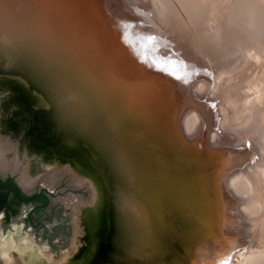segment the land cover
Segmentation results:
<instances>
[{
  "label": "rangeland",
  "instance_id": "1",
  "mask_svg": "<svg viewBox=\"0 0 264 264\" xmlns=\"http://www.w3.org/2000/svg\"><path fill=\"white\" fill-rule=\"evenodd\" d=\"M6 1L11 4L14 1L22 2L28 11L36 12L41 22L43 19L46 25H52L55 33L73 29L81 39L85 38L83 41L87 45L94 46L99 58L109 67L110 73L103 77L101 83V98L114 109L107 116L108 121L113 123V134L108 137V142L118 144L119 139L121 142V137L126 136L125 132L132 130L133 123L127 119L131 116L128 114L131 105L130 108L147 112L145 114L152 122L149 124L150 133H159L151 135L155 144L162 146L161 148L167 147L174 154L173 162L176 166L170 167L168 171L176 169L179 179L168 176L166 188L183 178L182 171L191 174L184 180L185 185L191 190H197V193V177L203 179L201 190L205 193V212L209 213L207 218L215 233L211 235L212 229L206 232L199 226H192L191 233L194 238L178 236L179 240L191 245L186 248L190 257L192 250L194 255L196 253L197 247L194 245L202 243L206 233L214 239L219 238L221 229L218 226V212L221 202L227 208L229 216L233 215L234 225L239 221L238 206L242 208L241 204L246 202V215L254 218L261 227L264 226V0H247L249 6L243 4H246V0H200L197 5L193 3L196 7L190 6L189 11V7L186 11L187 6L184 5L186 0H77L73 4L69 3L70 5L67 0H62L61 4V0ZM1 5L8 7L5 0H0ZM197 8L199 10L195 11ZM246 9L248 11L245 12ZM54 10H57L56 14L53 13ZM74 11H77L75 18H67V15ZM192 11L194 14L204 11L206 15L204 18L201 15L197 17V14L192 15ZM49 14L54 19L50 18ZM238 14H241L240 17ZM253 14L254 19H249ZM230 21L234 25L233 29H238L244 24V27L239 28L240 34L229 32V28H225L231 26ZM247 22L249 26L254 25L248 28ZM223 25L226 30L225 33L222 32V36L220 32ZM252 27L254 31H250ZM83 31H87L88 36H81ZM29 33L35 34L32 41L29 40L34 45L33 39H36L37 33L30 30ZM218 35L226 37L218 41ZM235 35L240 37L236 39ZM45 37H53V33L45 32ZM31 48L33 49L30 45L29 49ZM40 50L44 56L48 54L46 46L40 45ZM69 52L72 53V48ZM67 54V58L72 60L70 53ZM113 58L117 60L112 61ZM33 68L26 69L13 61V65L7 67V72L0 73V94L11 87L13 82L20 87L11 98L7 96L0 99V150H3L6 144L9 146L6 151L9 159H17L21 163L28 162L29 172L35 182V178L43 176V181L33 185L31 190L42 185L54 192L55 197L51 198L49 211L56 210L55 220L58 223L67 219L65 224L70 227L69 234L66 241L55 250L45 241H39L34 232H21V222L12 223V228L4 227L0 222V240L11 238L17 243L15 250L10 254L12 264L18 259L22 260L23 264H102L100 249L109 232L112 216L110 199L113 193L106 184L112 169L105 161L102 167L106 170L101 172L93 168L91 161L101 158V149L106 148L107 140H102L92 128L83 131L78 125L67 122L64 118L67 117L65 106L60 104L64 94L52 88L48 74L37 72L35 67ZM8 73L15 75L10 77ZM83 74L84 76H80L88 78L85 72ZM143 75L147 77L144 78ZM130 78L139 82L138 88L131 86ZM113 83L120 88H112ZM144 91L148 94L147 97L146 94L143 95ZM131 110L130 113L133 114L134 110ZM201 111L207 112L202 113L205 120L198 116ZM206 121L209 129L205 127ZM24 130L28 132L25 134L28 137L22 136ZM38 131L47 139L43 142L38 139L39 145L44 144V149L41 150L36 143L28 139L41 137ZM146 131L142 127L136 136L141 139ZM164 135L169 137L171 148L164 143ZM84 144L98 156L94 157ZM232 146L238 147L229 149ZM228 151L230 155L227 154ZM243 152L245 154L241 157L246 161L241 163V168L246 167V170L253 173V166L259 164V167L254 168L259 170L255 172L259 173L258 177L253 173L254 181L259 178V182H252V179L244 175L247 178L243 176L238 180L240 191L235 189L236 191L231 192L224 179L220 195V176L214 167L213 159L218 157L234 160ZM195 165L198 166V173ZM47 173L49 176L53 175L56 185L62 183L66 177V184H60L55 190L52 181L48 180ZM90 176L95 177L96 184L90 181ZM250 183L256 185L254 192L257 190L258 193L253 192ZM250 195L258 198L252 199ZM259 218L263 222H260ZM261 231L264 234V230ZM200 235L204 239H201ZM29 244L33 245L32 249L28 247ZM251 244L247 243L245 247H250ZM0 260L3 264L1 255ZM247 264H264V253L254 256Z\"/></svg>",
  "mask_w": 264,
  "mask_h": 264
},
{
  "label": "water",
  "instance_id": "2",
  "mask_svg": "<svg viewBox=\"0 0 264 264\" xmlns=\"http://www.w3.org/2000/svg\"><path fill=\"white\" fill-rule=\"evenodd\" d=\"M5 2L8 7L0 6V73L7 72V67L13 65L15 61L26 69L35 67L37 72L48 74L52 88L64 94L61 96L64 103L61 99L60 104L65 106L64 111L67 115L64 116L65 120L75 126L78 125L83 131L92 128L102 140H107L106 148L101 149V158L91 161L93 168L101 172L106 170L102 167L105 161L112 169L109 171V181H106L110 192L113 193V197L109 198L112 216L109 221V232L100 249L102 264H191L184 259L185 254L178 239L179 225L175 220L176 213L184 208L181 205L179 208L176 207L165 193L167 178L172 170L168 171L169 164L165 165L161 160L159 162L158 151L146 147L136 136L140 128H148L151 120L144 111L132 108L133 115L127 117L128 121L133 123L132 130L125 132L126 136L121 137L122 140L120 142L119 139L118 144L108 142V137L113 134L111 129L113 123L108 121L110 111H105V108L112 111L113 106L102 100L101 83L103 77L110 73L109 67L99 58L96 49L87 45L71 29L55 33L52 25H46L43 19L41 22L36 12L28 11L22 2L14 1L12 4L6 0ZM29 30L37 33L36 39H33L34 45L29 40L32 41L35 34L30 35ZM45 32L48 34L52 32L53 37L46 38ZM30 45L33 49H29ZM40 45L47 47L46 56L41 53ZM71 48L72 53L69 52ZM67 52L70 53L72 60L67 58ZM84 72L89 79L83 77ZM8 74L10 77L15 75ZM18 86L13 82L11 87L0 94L2 95L0 99L12 97L18 92L20 88ZM113 86L117 87L114 83L111 87ZM19 104L23 106L22 103ZM18 109L21 113L20 107ZM27 133L24 130L22 136L28 137L25 136ZM39 133L41 137L28 139L36 143L41 150L44 149V144L39 145L38 141L43 142L47 139L43 137L42 132ZM84 145L94 157L98 156L88 145ZM0 172L3 176L8 174L1 168ZM11 174L18 175L19 185L26 190L20 182V173ZM42 177V175L37 177L35 184H40L43 181ZM65 178L61 185L66 184ZM94 178L90 176V181L96 184ZM60 184L53 186L55 190L61 186ZM41 191L54 197V192L46 187L41 188ZM12 192L23 202L33 200L23 199L18 188L5 186L0 181V215L8 205ZM187 196H189L187 199H192L190 194ZM201 257H196L198 264L201 263Z\"/></svg>",
  "mask_w": 264,
  "mask_h": 264
},
{
  "label": "bare ground",
  "instance_id": "3",
  "mask_svg": "<svg viewBox=\"0 0 264 264\" xmlns=\"http://www.w3.org/2000/svg\"><path fill=\"white\" fill-rule=\"evenodd\" d=\"M64 1V0H63ZM66 1V0H65ZM68 2V4L70 3V4H73L74 2H76L77 0H67ZM245 1V0H244ZM249 2H250V0H248ZM258 1V0H257ZM29 2H30V0H29ZM49 2V1H48ZM85 2V1H84ZM200 2V0H186V2L184 3V5L185 6H187L186 7V11H187V8H188V11H189V9H190V6H192L193 7V5L195 6V4L197 5L198 3ZM243 2V1H242ZM55 3V2H54ZM62 3V0L60 1V3L59 4H61ZM64 3V2H63ZM168 3V2H167ZM166 3V4H167ZM193 3H195V4H193ZM240 3V2H239ZM247 0H246V4L245 3H243L244 5H247ZM34 4V3H33ZM69 4V5H70ZM76 4V3H75ZM241 4V3H240ZM258 4V3H257ZM256 4V5H257ZM48 5H49V3H48ZM48 5H46V7L48 6ZM51 5V4H50ZM49 5V6H50ZM199 5H201V4H199ZM203 5H204V3H203ZM239 5V4H238ZM252 5V4H251ZM255 5V6H256ZM48 6V7H49ZM65 6V5H64ZM247 6H249V4L247 5ZM38 7V6H37ZM47 7V8H48ZM52 7V6H51ZM196 7V6H195ZM194 7V8H195ZM200 7V6H199ZM204 7V6H203ZM206 7V6H205ZM257 7V6H256ZM245 8V7H244ZM53 9V8H52ZM62 9H64V8H62ZM96 9V8H95ZM238 9H239V7H238ZM243 8L241 7V10H242ZM248 9H250V8H248ZM248 9H246L245 10V12L246 11H248ZM57 10H59V9H57ZM57 10H54V14H56V12H57ZM199 10V8H197L195 11H198ZM201 10V9H200ZM203 10V9H202ZM204 10H205V8H204ZM237 10V9H236ZM254 10V9H253ZM252 10V11H253ZM52 11V10H51ZM56 11V12H55ZM191 11V10H190ZM194 11V10H193ZM192 11V12H193ZM243 11V10H242ZM76 12L77 11H74V13H69L68 15H67V18H69V19H73V18H75V15H76ZM204 12V11H203ZM202 11H199V12H196L195 14H194V12L192 13V15H196L197 14V17L198 16H200L201 15V17H205L204 15H206L205 13H203ZM239 13H240V9H239V11H238ZM237 12V13H238ZM49 13H50V11H49ZM65 13H67L66 11H65ZM165 13V12H164ZM236 13V14H237ZM244 13V12H243ZM253 13V12H252ZM52 14V13H51ZM245 14V13H244ZM244 14H242V17H243V15ZM256 14V13H255ZM50 15V14H49ZM59 15V14H58ZM62 15H63V13H62ZM106 15V14H105ZM239 15V14H238ZM241 15V14H240ZM240 15H239V17H240ZM247 15H248V13H247ZM261 15H263V14H261ZM65 16V15H64ZM249 16V15H248ZM247 16V17H248ZM253 16H254V14L252 15V17L251 18H249V19H254L253 18ZM52 17V19H54L53 18V16L52 15H50V18ZM57 17V16H56ZM196 17V18H197ZM206 17H209V16H206ZM238 16H237V18H239ZM264 18V17H263ZM57 19V18H56ZM55 19V20H56ZM198 19V18H197ZM197 19H195V20H197ZM202 19V18H201ZM228 19H230V18H228ZM227 19V20H228ZM244 19V18H243ZM246 19V18H245ZM257 19V18H256ZM54 20V21H55ZM206 20V19H205ZM233 20H234V17H233ZM237 20V19H236ZM235 20V21H236ZM239 20V19H238ZM242 20V19H241ZM72 21V20H71ZM209 21V20H208ZM229 21V20H228ZM234 21V22H235ZM243 21V20H242ZM246 21V20H245ZM252 21V20H251ZM261 21H263V20H261ZM261 21H260V23H261ZM64 22V21H63ZM70 22V21H69ZM225 22V21H224ZM232 21H230V23H231ZM244 22V21H243ZM249 22V21H248ZM248 22H247V25H248ZM259 22V21H258ZM258 22H257V26H258ZM59 23V22H58ZM242 22H240V24H241ZM60 24V23H59ZM228 24V23H227ZM239 24V22H237V25ZM253 24V23H252ZM61 25V24H60ZM225 25V24H224ZM224 25H223V28H222V31L220 32L221 33V35H222V32L224 31V33H225V30L226 29H228L229 28V32H236V33H241V32H239V28L241 29V27L244 25H242L241 24V26L237 29H233V27H234V25L231 23L230 25L231 26H227V27H225L224 28ZM236 25V26H237ZM254 25V24H253ZM253 25H251V26H253ZM61 26H63V25H61ZM249 26V25H248ZM251 26H249L248 28H250ZM255 26H256V24H255ZM254 26V27H255ZM262 26V25H261ZM193 27V26H192ZM244 27V26H243ZM264 27V26H263ZM64 28V27H63ZM258 28V27H257ZM257 28H255L256 30H257ZM260 28V27H259ZM247 29V28H246ZM261 29V28H260ZM259 29V30H260ZM67 30V29H66ZM73 30V29H72ZM221 30V29H220ZM219 30V31H220ZM255 30V31H256ZM68 31V30H67ZM244 30L242 29V32H243ZM250 31H254L253 30V27H252V30H250ZM262 31V30H261ZM219 33V32H218ZM217 33V34H218ZM243 33H245V31L243 32ZM257 33V32H256ZM103 34V33H102ZM228 34V33H227ZM226 34V35H227ZM238 34V35H239ZM258 34V33H257ZM204 35H205V33H204ZM220 35V34H219ZM218 35V36H219ZM232 35V34H231ZM243 35V34H242ZM81 36H88V32L87 31H83L82 33H81ZM103 36V35H102ZM102 36H101V38H102ZM223 36V35H222ZM234 36V35H233ZM209 37V36H208ZM226 36H224V38H225ZM235 37H236V39L237 38H239L240 36H237V35H235ZM235 37H234V39H235ZM242 37V36H241ZM256 37V36H255ZM82 38V37H81ZM87 39H88V37H86ZM211 38V37H210ZM221 38V39H220ZM223 37H221V36H219V38L217 39L216 38V40H218L219 41V39L222 41V39H224ZM83 39H85V38H83ZM82 39V40H83ZM103 39V38H102ZM105 39V38H104ZM227 39H229V37L227 38ZM215 40V39H214ZM88 41V40H87ZM102 41V40H101ZM217 41V42H218ZM229 41V40H228ZM103 42V41H102ZM101 42V43H102ZM203 42V41H202ZM223 43V42H222ZM239 43H242V42H239ZM210 44H212V43H210ZM238 44V43H237ZM89 45V44H88ZM91 45V44H90ZM89 45V46H90ZM104 45H105V43H104ZM104 45H103V47H104ZM218 45V44H217ZM243 45V44H242ZM245 45V44H244ZM241 46V45H240ZM263 46V45H262ZM91 47V46H90ZM92 47H94L93 45H92ZM105 47H107V45H105ZM109 47V46H108ZM223 47V46H222ZM96 48H97V46H96ZM242 48V47H241ZM106 49H108V48H104V50H106ZM104 50H102V51H104ZM239 51V50H238ZM242 52V51H241ZM240 52V53H241ZM109 53V52H108ZM243 53V52H242ZM255 54V53H254ZM129 55H132L131 53H129ZM256 56V55H255ZM253 58V57H252ZM116 61L117 60V58H113V60L112 61ZM117 62H119V60L117 61ZM137 62H140V60L138 61L137 60ZM115 63V62H114ZM118 64V63H117ZM140 68V67H139ZM138 71H140V70H138ZM138 73H140V72H138ZM142 73H143V71H142ZM141 73V74H142ZM145 74V73H144ZM140 75V74H139ZM148 75V74H147ZM142 76V75H141ZM140 76V77H141ZM128 77V76H127ZM126 77V78H127ZM143 77H144V75H143ZM145 77H147V76H145ZM144 77V78H145ZM131 79V78H130ZM149 79V78H148ZM117 80V79H116ZM145 80V79H144ZM113 82V81H112ZM115 82V81H114ZM145 82H147V80L145 81ZM152 82H154V81H152ZM130 83H132L131 84V86H133L134 88H136L138 85H137V83H139L137 80H134V79H131V82ZM151 83V82H150ZM127 85V84H126ZM146 85V84H145ZM148 85H149V82H148ZM147 85V86H148ZM130 86V85H129ZM152 86V85H151ZM155 87V86H154ZM208 87V86H207ZM120 88V87H119ZM122 88V87H121ZM134 88H131V89H134ZM138 88V87H137ZM140 91V90H139ZM257 91V90H256ZM142 92V91H141ZM131 93V92H130ZM141 94H143V93H141ZM146 94V97H147V93L144 91V94L143 95H145ZM138 95V94H137ZM139 96V95H138ZM138 96L136 97V98H138ZM131 97V96H130ZM139 97H141V96H139ZM144 97V96H143ZM135 98V97H134ZM133 98V99H134ZM135 98V99H136ZM152 97H150V99H151ZM127 99V98H126ZM125 99V100H126ZM134 99V100H135ZM141 99V98H140ZM149 99V100H150ZM137 100V99H136ZM144 100V99H143ZM168 100V99H167ZM132 101V100H131ZM140 101V100H139ZM147 101V100H146ZM248 101V100H247ZM142 102H144V101H142ZM128 103L129 102H127V105H128ZM137 103V102H136ZM134 104V103H133ZM126 105V106H127ZM135 105V104H134ZM128 107V106H127ZM130 107H131V105H130ZM128 108V114H131L130 113V111H132L131 109L132 108ZM121 109H123V108H121ZM200 110H202V109H200ZM105 111H111L110 109H106L105 108ZM113 111H114V109H113ZM118 111V110H117ZM195 111H198V110H195ZM145 113H147V112H145ZM202 113H207V112H199V114H198V116L200 117V119H204V116L202 115ZM257 114H259V113H257ZM133 115V114H132ZM131 115V116H132ZM184 115V114H183ZM205 115V114H204ZM187 116V115H186ZM206 116H208L207 114H206ZM208 118L209 117H207V121H208ZM182 120V119H181ZM205 120V119H204ZM210 121H211V119H209ZM207 121H206V123H207ZM205 122V121H204ZM203 122V123H204ZM178 123V122H177ZM180 124V123H179ZM205 124V123H204ZM208 124V123H207ZM206 124V126L205 127H209V124L207 125ZM204 127V126H203ZM147 131H146V134H144L142 137H141V140H142V142H143V144H145L146 145V147H149V148H152V149H155L156 151H158L160 154H158L157 156H159V162H160V160L163 162V164H169V168L170 167H175L176 165L174 164V162H173V153L167 148V147H163V148H161L162 146H158V145H156L155 144V142L152 140V138H151V135H153V133H156V134H159L158 132H154V131H152V133H150V130H149V125H148V128H146V127H144ZM207 128H205L206 130H207ZM158 129V128H157ZM196 129V128H195ZM209 129V128H208ZM208 131V130H207ZM198 133V132H197ZM199 133H201V132H199ZM198 133V134H199ZM195 134V133H194ZM197 136V135H196ZM195 136V137H196ZM162 138H163V140H164V143L166 144V145H168V147H170L171 148V144H170V139H169V137H167L166 135H164V136H162ZM189 138V137H188ZM192 138V137H191ZM192 140V139H191ZM238 147V146H237ZM236 146L235 147H229V149L230 148H233V149H235V148H237ZM263 147V146H262ZM15 148V147H14ZM226 148H228V147H226ZM262 149V148H261ZM264 149V148H263ZM9 150V146H6V144L4 145V147H3V150H0V168H1V170L3 171V172H5V173H9V172H11V173H20V181H21V183H22V185L25 187V188H28V189H30L33 185H34V179H33V177L31 176V173L29 172V169H28V165H27V163L28 162H19L17 159H14V160H11V159H9L8 158V156L6 155V151H8ZM232 150V149H231ZM243 150V149H242ZM241 150V151H242ZM247 150V149H246ZM230 151V150H229ZM229 151H228V153L227 154H229ZM233 151H235V150H233ZM240 151V152H241ZM244 151V150H243ZM218 152V151H217ZM247 152V151H246ZM232 153V152H231ZM236 154V152H234V154L233 155H235ZM242 154H245L244 152L243 153H240V155H238V156H240V157H236L234 160L232 159H228V160H226V159H223V158H215V159H213L214 160V164H215V168H216V170H217V172H218V174H219V176H220V178H219V182H218V192H219V194L221 195L222 194V187H221V183H223L222 181L224 180V179H226V184H227V186H228V188L231 190V192H234V190L235 189H237V190H239L238 188V180H239V178H242L244 175L245 176H247V177H249L250 179H252V182H255L256 183V181L259 179H255L256 181H254V177L253 176H255V172H258L256 169H254V168H256V167H259L260 165L259 164H256V166H253L254 168H252V170H253V173H255V174H253V173H251L249 170H246V167L243 169V168H241V163H243L244 161H246L245 159H242L243 157H241V155ZM248 154V153H247ZM185 154H183V156H184ZM230 155V154H229ZM232 155V154H231ZM230 158V157H229ZM170 162V163H169ZM257 165H259V166H257ZM196 166V172L198 173V166L197 165H195ZM29 167H30V165H29ZM236 168H238L237 170H234V169H236ZM179 169V168H178ZM181 170V169H180ZM255 170V171H254ZM182 171V170H181ZM264 171V170H263ZM262 171V173L264 174V172ZM166 172V171H165ZM60 173V172H59ZM176 174H177V170L175 169V171H172V173L170 174L172 177H176V179H179V177L178 176H176ZM249 174V175H248ZM251 174V175H250ZM253 174V175H252ZM47 175L49 176V174L47 173ZM59 175H61V174H59ZM64 175V174H63ZM257 175V177H258V175H259V173H257L256 174ZM53 176V175H52ZM52 176H49V178H48V180L50 179L51 181H52V186H55L57 183L55 182V180H54V178L52 177ZM62 176V175H61ZM189 176H191V174H187L185 171H182V176L181 177H183L181 180H179L178 182H174V183H172V185L171 186H168L167 188H166V186H165V188H166V191H165V193H166V195H167V197L169 198V200H171L172 202H174L175 203V206L176 207H180V205L181 206H183V210H179L176 214H177V217H176V222H177V225H179L178 226V236L179 237H182V236H187L186 238H194L193 236H192V226H195V227H197V226H199V227H201L202 229H204V231H206V232H208L210 229H212V228H210V221L208 220V218L207 217H209V213L206 211L205 212V204H204V197H205V193L203 192V190H201V184H202V180L203 179H200L199 178V176L197 177V186H198V191H199V193H197L196 191L197 190H195V189H190L189 187H187L186 185H185V181L184 180H187V178L186 177H189ZM244 176V177H245ZM227 177V178H226ZM247 177H245V178H247ZM251 177H253V178H251ZM57 178V177H56ZM248 178V179H249ZM36 179V178H35ZM189 179V178H188ZM247 179V180H248ZM59 180H60V178H59ZM205 180V179H204ZM249 181V180H248ZM250 182V181H249ZM257 182H259V180L257 181ZM251 184V183H250ZM258 184V183H257ZM252 185V184H251ZM255 185V184H254ZM254 185H252L253 186V192H254ZM256 186V185H255ZM258 187H259V185H257ZM226 187V186H225ZM236 191V190H235ZM240 191V190H239ZM257 191V190H256ZM255 191V192H256ZM254 192V193H255ZM261 192V191H260ZM257 193H258V191H257ZM256 193V194H257ZM187 194H190L191 196L190 197H192V199H187V197H189V196H187ZM255 194V195H256ZM251 197H253L252 195H250ZM183 197V198H182ZM260 197V196H259ZM254 198H258L257 196H255V197H253L252 199H254ZM250 200H251V198H250ZM254 201H256V199L254 200ZM241 202H243V200L241 201ZM244 202H245V200H244ZM247 202H249V201H247ZM250 202H252V201H250ZM246 203V202H245ZM244 203V204H245ZM244 204H241V206H242V208H240V206H238V218H239V221L237 222V224L236 225H234V221H233V218H232V216L233 215H231V216H229V214H228V212H227V208L224 206V203L223 202H221L220 203V208H219V212H218V220H219V228L221 229V233H220V235H218V237L219 238H216V239H214L212 236H210V234L209 233H206V235H205V239L200 235V238L202 239H204V241L202 242V243H200V244H197V245H194V246H196L197 247V249H196V253H195V255L193 254V250H192V257H190V255H189V253H187L186 252V248L188 247V246H191L190 244H188V243H186V242H182L181 240H179L180 241V247H181V249H182V251L184 252V254H185V257H184V259H186V260H188L191 264H198L197 263V259H196V257L197 256H202L201 257V263L200 264H247L248 263V261L251 259V258H253L254 256H256V255H260V254H263L264 253V234H263V232L261 231L262 229L264 230V226L262 225V227H261V225L260 224H257L256 223V220H253L251 217H248L247 215H246V213H245V211H244ZM249 204V203H248ZM234 206V205H233ZM245 206H246V204H245ZM247 209V208H246ZM263 209V208H262ZM233 211V210H232ZM235 211V210H234ZM248 212V211H247ZM232 213V212H231ZM250 213V212H249ZM251 214V213H250ZM264 214V213H263ZM254 217V216H253ZM264 217V216H263ZM257 218V217H256ZM260 219V218H259ZM259 219H258V222H259ZM263 220V219H262ZM255 221V222H254ZM260 222H263V221H261V219H260ZM262 224V223H261ZM264 224V223H263ZM218 226L216 227V228H218ZM260 226V227H259ZM261 228V229H260ZM91 233V232H90ZM200 232H196V234H199ZM214 233H215V231L212 229V234L211 235H214ZM230 233H231V235H230ZM189 235V236H188ZM238 236V237H237ZM3 238V237H2ZM214 240V241H213ZM213 241V242H212ZM247 243H252L251 244V246L249 247H245V244H247ZM17 244V243H16ZM14 242H13V240L10 238V239H6V238H3V239H1L0 240V255H1V259L3 260V264H12L11 262L13 261L12 259H11V257H10V254H11V252L13 251V250H15V248H16V245ZM32 246L33 245H31L30 246V244L28 245V247H30L31 249H32ZM18 247V246H17ZM27 248V247H26ZM18 249V248H17ZM19 250V249H18ZM20 252V251H19ZM216 252V253H215ZM215 253V255H213ZM213 255V256H212ZM196 256V257H195ZM38 257V256H37ZM207 258V260H205ZM204 260H205V262H204ZM22 261V260H21ZM21 261H19V259L18 260H16L13 264H23V263H21ZM56 264H58V263H56Z\"/></svg>",
  "mask_w": 264,
  "mask_h": 264
},
{
  "label": "flooded vegetation",
  "instance_id": "4",
  "mask_svg": "<svg viewBox=\"0 0 264 264\" xmlns=\"http://www.w3.org/2000/svg\"><path fill=\"white\" fill-rule=\"evenodd\" d=\"M18 175H2L0 172V181L5 186L18 188L19 194L23 199L33 198L30 202H23L16 198L12 192L9 197L8 205L0 215V222L4 227H11L14 222H21L22 226L19 227L20 231L27 230L34 232L39 241H45L49 247L57 250L66 241L69 229L65 224L67 219L62 222H56V210L49 211L51 197L46 192L41 191L43 186L35 190L26 192L18 181ZM38 185V184H35ZM55 197V194H54ZM60 214L58 215V217ZM62 216V215H61ZM63 217V216H62ZM12 228V227H11ZM22 234V233H21ZM1 263V260H0Z\"/></svg>",
  "mask_w": 264,
  "mask_h": 264
}]
</instances>
